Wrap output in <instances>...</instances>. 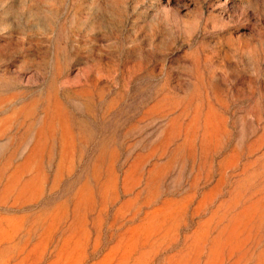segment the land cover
Wrapping results in <instances>:
<instances>
[{
	"label": "rangeland",
	"instance_id": "374dc122",
	"mask_svg": "<svg viewBox=\"0 0 264 264\" xmlns=\"http://www.w3.org/2000/svg\"><path fill=\"white\" fill-rule=\"evenodd\" d=\"M0 264H264V0H0Z\"/></svg>",
	"mask_w": 264,
	"mask_h": 264
}]
</instances>
